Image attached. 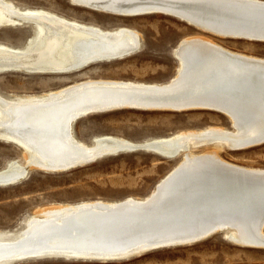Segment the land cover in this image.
I'll return each mask as SVG.
<instances>
[{
	"label": "bare ground",
	"instance_id": "1",
	"mask_svg": "<svg viewBox=\"0 0 264 264\" xmlns=\"http://www.w3.org/2000/svg\"><path fill=\"white\" fill-rule=\"evenodd\" d=\"M69 1L122 17L184 1L188 22H181L227 39L264 43V33L225 27L233 23L264 30L262 0ZM242 1L255 6L235 4ZM22 27L32 28L35 36L25 49L0 44V74H74L80 81L42 93L0 92V142L13 145L22 156V162L12 159L0 169V187L5 182L19 184L33 170L63 172L67 165L117 149L143 148L132 152L163 159L180 156L144 199L47 206L29 215L21 230L0 231V264L46 257L114 262L191 245L215 234L239 247L264 249V170L238 166L219 154L263 144L264 59L228 51L201 35L181 40L174 49L177 70L167 83L89 79L84 68L134 55L141 47L140 34L46 10H22L13 0H0V29ZM120 110L213 111L224 115L230 128L204 127L141 142L99 136L85 143L74 135L79 119Z\"/></svg>",
	"mask_w": 264,
	"mask_h": 264
},
{
	"label": "rangeland",
	"instance_id": "2",
	"mask_svg": "<svg viewBox=\"0 0 264 264\" xmlns=\"http://www.w3.org/2000/svg\"><path fill=\"white\" fill-rule=\"evenodd\" d=\"M13 1L22 10H46L101 28L123 26L140 34L141 47L134 55L84 68L82 72L89 79L167 83L177 70L174 49L181 40L201 35L228 51L264 59L263 42L227 39L169 16L151 14L122 17L77 7L69 0ZM34 36L35 31L29 27L0 29V44L25 49ZM0 75V92L9 95L54 91L80 81L74 74L65 75L66 78L63 75L21 72ZM211 126L230 128V121L224 115L204 110H120L79 119L73 126V133L85 143H91L99 136L141 142ZM219 154L225 161L238 166L264 170V143L241 151L224 150ZM12 159L22 162L20 150L0 142V169ZM175 162L138 151L107 156L67 172L45 173L33 170L19 184L0 187V231L21 230L29 215L57 205L90 200L117 202L126 198L144 199L176 165ZM14 264H264V249L239 247L223 235L215 234L198 243L158 249L121 261L102 263L46 257L26 259Z\"/></svg>",
	"mask_w": 264,
	"mask_h": 264
},
{
	"label": "water",
	"instance_id": "3",
	"mask_svg": "<svg viewBox=\"0 0 264 264\" xmlns=\"http://www.w3.org/2000/svg\"><path fill=\"white\" fill-rule=\"evenodd\" d=\"M189 1H191V3H193V4H198L202 0H189ZM203 1L206 2V4H212V3L215 4L216 2H226L224 0H203ZM182 2H184V1L177 2V3L170 2L171 4L161 3L159 5L150 6V9L149 8L148 9H139V11H133L132 16H144V15H151V14H160V15H164V16L173 17V18L182 20L184 22H188L185 19V17L183 16L184 15L183 14L184 13L183 12L184 11V7H183L184 3H182ZM222 4H226V3H222ZM235 4H241L238 6H241L243 8H247V9H252L253 8L252 6H255L254 3H250L247 1H242L241 3H235ZM256 8H258V7H256ZM259 10H261V9H259ZM225 27H226V30H228V31H238L240 33L251 32V31L254 33H257V34L264 33V30L259 29V28L258 29L257 28H254V29L253 28H247L246 26L239 25V24L234 25L233 23L231 25H227ZM144 103H146V102H144ZM147 103H152V102H147ZM259 141H260V143H264V136L262 138H260ZM135 150H143V148L136 147V148H130L128 150L117 149V150H114L110 153L99 154L93 158L85 159V160L79 161L75 164H70L69 166L67 165V167L65 169H63V172H67V171H70L73 169L84 167L86 165L94 163V162L98 161L99 159L105 158L107 156H117L119 154H122L125 151L126 152H132ZM179 156H180V154L178 153V154H175V155H172L169 157H165V160H176ZM1 186L5 187V186H13V185L11 182H5V183L1 184Z\"/></svg>",
	"mask_w": 264,
	"mask_h": 264
}]
</instances>
